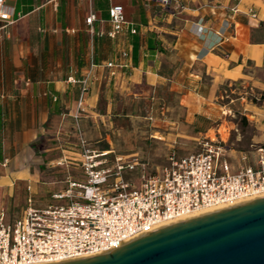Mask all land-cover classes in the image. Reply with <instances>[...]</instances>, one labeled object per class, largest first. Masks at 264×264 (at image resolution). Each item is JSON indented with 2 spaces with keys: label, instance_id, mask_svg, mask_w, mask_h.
Instances as JSON below:
<instances>
[{
  "label": "crops",
  "instance_id": "obj_1",
  "mask_svg": "<svg viewBox=\"0 0 264 264\" xmlns=\"http://www.w3.org/2000/svg\"><path fill=\"white\" fill-rule=\"evenodd\" d=\"M3 4L13 22L0 20V206L21 204L26 187L35 198L62 188L56 174H65L67 167L56 162L67 154L79 156L68 148L76 145L78 80L91 61L95 67L79 124L94 147L103 141L99 150L109 153L107 135L98 127L112 124L119 102L156 99L172 112L182 106L192 111L188 122L201 126L197 115L209 120L201 110L217 84L254 78L247 67L264 66V34L257 38L264 29V0H173L165 8L143 0ZM112 4L123 6L135 33L108 36ZM176 4L184 8L175 9ZM234 4L240 12L230 17L224 7ZM250 8L256 18L248 14ZM89 14L95 16L90 26L85 21ZM148 39L155 49L148 48ZM124 50L128 56L121 58L122 65L106 66ZM169 115L161 118L164 126L179 124ZM154 131L175 141L170 132Z\"/></svg>",
  "mask_w": 264,
  "mask_h": 264
},
{
  "label": "built area",
  "instance_id": "obj_2",
  "mask_svg": "<svg viewBox=\"0 0 264 264\" xmlns=\"http://www.w3.org/2000/svg\"><path fill=\"white\" fill-rule=\"evenodd\" d=\"M143 1L147 6L156 2L164 8L173 3ZM174 8L182 10L184 6L176 4ZM224 9L230 17L240 12L238 4ZM247 12L256 18L253 9ZM108 14L112 25L109 37L126 30L135 33L121 4H112ZM0 20L13 22L3 0ZM93 20L94 14H89L85 21L90 26ZM127 56V51H121L106 66H120L121 58ZM94 67L91 61L78 80L80 93L74 113L81 177H67L65 187L52 192V200L45 204H36L29 194L18 216L9 217L0 209V264H53L93 256L194 211L230 207L264 195V143L251 157L240 152L233 161L221 136L204 134L196 138V151L178 155L172 150L166 162L158 165L137 153L114 155L110 160L111 153L90 146L79 126V116ZM6 163L5 158L2 165Z\"/></svg>",
  "mask_w": 264,
  "mask_h": 264
},
{
  "label": "rangeland",
  "instance_id": "obj_3",
  "mask_svg": "<svg viewBox=\"0 0 264 264\" xmlns=\"http://www.w3.org/2000/svg\"><path fill=\"white\" fill-rule=\"evenodd\" d=\"M263 34L264 29L257 34V38ZM247 70L253 71L255 77H245L241 80L226 79L217 84L214 94L203 104L204 109L201 113H205L210 118L203 123L202 127L188 122L192 117V111H186L182 106L172 112L165 110L162 103L156 99L135 97L134 101L127 100L126 104L119 102L116 110L118 115L113 118L112 124L103 125L101 122L98 127V131L107 135L108 149L113 150L108 158L112 160L115 154L137 153L141 159H147L153 165L164 164L167 155L172 150L178 155L196 151L199 148L196 138L204 134L217 138L221 136L224 139L225 152L233 161H236L240 152L251 157L252 151L264 143V66L257 67V69L247 67ZM208 79L206 77L205 80ZM170 113L179 124L164 126L161 118L169 117ZM197 121L203 122L202 119ZM203 127L205 129L197 133L198 129H203ZM154 130L172 133L173 135L169 137L174 138L175 141L159 138V133ZM174 134L178 135L174 137ZM74 143L76 145L72 144L68 150L80 152L77 137ZM102 143L104 142H95L94 147L89 141L90 146L97 150L101 148ZM67 156L56 162L58 166L67 167H65V174H56L57 182L62 183V188L66 185L67 177H81L80 157L75 154H67ZM72 157H77V159ZM71 165L78 167L77 173L70 168ZM51 193L44 192L43 197L35 198L30 189L26 187L21 204L2 205L0 209L3 208L9 217L18 216L26 207L29 194L32 195L36 204H45L52 200Z\"/></svg>",
  "mask_w": 264,
  "mask_h": 264
},
{
  "label": "water",
  "instance_id": "obj_4",
  "mask_svg": "<svg viewBox=\"0 0 264 264\" xmlns=\"http://www.w3.org/2000/svg\"><path fill=\"white\" fill-rule=\"evenodd\" d=\"M53 264H264V196L170 223L104 253Z\"/></svg>",
  "mask_w": 264,
  "mask_h": 264
},
{
  "label": "bare ground",
  "instance_id": "obj_5",
  "mask_svg": "<svg viewBox=\"0 0 264 264\" xmlns=\"http://www.w3.org/2000/svg\"><path fill=\"white\" fill-rule=\"evenodd\" d=\"M264 196V195H263ZM259 197H262V196H258ZM257 198V197H256ZM256 198H253V199H256ZM252 199V200H253ZM250 201V200H249ZM239 203H243V202H239ZM228 207V206H227ZM222 208H226V206H218V207H212V208H205V209H200V210H197V211H194L190 214H187V215H183V216H180L178 217L177 219L175 220H172L170 222H167V223H164V224H160L159 228L162 227V226H165V225H168L170 223H173V222H177V221H183V220H187V219H190V218H194V217H198V216H201V215H204L206 213H209V212H212V211H215V210H219V209H222Z\"/></svg>",
  "mask_w": 264,
  "mask_h": 264
},
{
  "label": "trees",
  "instance_id": "obj_6",
  "mask_svg": "<svg viewBox=\"0 0 264 264\" xmlns=\"http://www.w3.org/2000/svg\"><path fill=\"white\" fill-rule=\"evenodd\" d=\"M148 48H149V49H155V48H156V46H152L150 39H148ZM159 49L161 50L162 48L160 47ZM197 118H198V119H201V115H197ZM198 119H197V120H198ZM206 121H208V119L203 118V122H206ZM197 122H198V121H197ZM201 127H202V125H201ZM204 129H205V127H203V129H198V131H202V130H204Z\"/></svg>",
  "mask_w": 264,
  "mask_h": 264
}]
</instances>
